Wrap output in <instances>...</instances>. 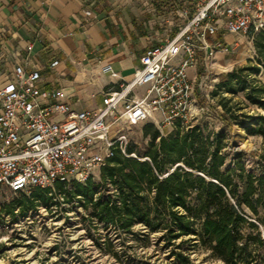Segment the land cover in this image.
<instances>
[{"label":"built area","instance_id":"1","mask_svg":"<svg viewBox=\"0 0 264 264\" xmlns=\"http://www.w3.org/2000/svg\"><path fill=\"white\" fill-rule=\"evenodd\" d=\"M133 1L169 39L147 50L130 81L104 66L118 89L101 91L96 107L77 109L64 89L46 87L41 69L14 66L0 88V196L86 184L116 155L137 158L128 155L133 127L153 124L164 136L179 123L191 128L196 70L229 53L228 38L264 31V0Z\"/></svg>","mask_w":264,"mask_h":264},{"label":"trees","instance_id":"2","mask_svg":"<svg viewBox=\"0 0 264 264\" xmlns=\"http://www.w3.org/2000/svg\"><path fill=\"white\" fill-rule=\"evenodd\" d=\"M256 47L264 63V31L259 33ZM260 72L258 67L239 68L224 76L219 88L231 94L244 92L246 100L264 112V84L251 80ZM220 104L221 117L229 126L236 122L251 134L264 135V114L257 119L238 116L231 99ZM251 121L258 127H252ZM144 136L149 138L145 153L130 145L128 155L137 158L118 154L102 169L103 180L119 188L118 202L110 198L95 202L93 180L75 183L76 196L91 203L99 218L116 225L117 230L130 233L139 224L150 234H160L158 241L164 242L165 249L173 248L171 255L183 264L189 260L184 246L197 240L222 264H264V257L255 250L264 246L259 232V224L264 225L260 212L264 174L248 173L240 161L234 169L224 171L225 134L206 135L201 125L186 129L179 123L173 133L164 136L147 124ZM262 157L264 160V154ZM56 187L61 190L64 183ZM46 193L48 190H36L32 198L41 200ZM248 229L256 235H247Z\"/></svg>","mask_w":264,"mask_h":264},{"label":"rangeland","instance_id":"3","mask_svg":"<svg viewBox=\"0 0 264 264\" xmlns=\"http://www.w3.org/2000/svg\"><path fill=\"white\" fill-rule=\"evenodd\" d=\"M258 35L228 38L232 44L229 53L218 54L212 68L196 70L197 110L193 124L201 125L206 135L225 134L224 171L234 169L240 161L248 173L260 176L264 174V135L251 134L236 122L230 126L225 123L220 102L231 99L230 105L238 116L246 114L257 119L264 112L251 105L244 92L231 94L219 88L224 76L249 66L261 69L251 80L264 84V63L256 47ZM251 125L258 127L254 121ZM146 126L139 125L128 132L137 152L145 153L148 146L149 138L144 136ZM171 133L165 130L166 135ZM101 173L102 170L93 179L97 186L94 201L110 198L118 202L119 188L109 180L105 182ZM29 201L25 203L23 196L8 191L0 196V264H183L171 255L173 248L165 249L164 242L158 241L160 234H150L139 224L125 233L102 221L91 203L76 196L74 182L64 184L61 190L55 187L41 200ZM260 212L264 217V207ZM259 232L264 240V225L259 224ZM245 233L256 235L253 229ZM183 250L188 252L185 255L189 257L188 264H222L198 240L186 244ZM255 250L264 257V246Z\"/></svg>","mask_w":264,"mask_h":264},{"label":"crops","instance_id":"4","mask_svg":"<svg viewBox=\"0 0 264 264\" xmlns=\"http://www.w3.org/2000/svg\"><path fill=\"white\" fill-rule=\"evenodd\" d=\"M168 39L133 0H0V88L27 62L75 108H94L101 91L118 89L104 66L130 81L147 50Z\"/></svg>","mask_w":264,"mask_h":264},{"label":"water","instance_id":"5","mask_svg":"<svg viewBox=\"0 0 264 264\" xmlns=\"http://www.w3.org/2000/svg\"><path fill=\"white\" fill-rule=\"evenodd\" d=\"M3 264H8V263H3Z\"/></svg>","mask_w":264,"mask_h":264}]
</instances>
